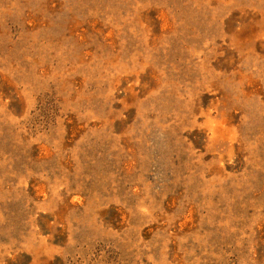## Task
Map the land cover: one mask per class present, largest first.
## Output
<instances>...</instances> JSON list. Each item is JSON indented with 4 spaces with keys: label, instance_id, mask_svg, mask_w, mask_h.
Listing matches in <instances>:
<instances>
[{
    "label": "rangeland",
    "instance_id": "obj_1",
    "mask_svg": "<svg viewBox=\"0 0 264 264\" xmlns=\"http://www.w3.org/2000/svg\"><path fill=\"white\" fill-rule=\"evenodd\" d=\"M0 264H264V0H0Z\"/></svg>",
    "mask_w": 264,
    "mask_h": 264
}]
</instances>
